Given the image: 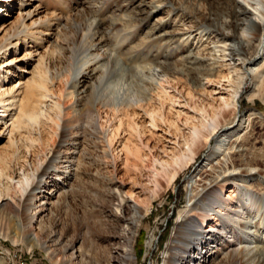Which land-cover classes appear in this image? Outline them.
Returning a JSON list of instances; mask_svg holds the SVG:
<instances>
[{"label": "rangeland", "instance_id": "obj_1", "mask_svg": "<svg viewBox=\"0 0 264 264\" xmlns=\"http://www.w3.org/2000/svg\"><path fill=\"white\" fill-rule=\"evenodd\" d=\"M11 4L1 17L9 27H6L4 34H0V44L11 42L5 59L13 62L11 74L5 80L0 79L2 88H8L17 78L23 80L29 77L30 89L40 88V81L56 98L68 94L61 103L64 106L74 103L72 111L77 112L78 124L71 129L72 138L65 143L61 157H67L65 151L71 148L74 138V145L78 147L73 155L77 156L81 150L85 166L80 169L81 182L75 188L76 194L68 198L69 206L62 207L54 216L61 221L59 228L66 230L67 242L72 238L78 239L77 246L82 244L85 254L83 264L96 263L94 258L100 254L97 249H102L101 246L108 243L106 227L114 223L109 216L114 205L107 192L113 179V188L118 186L124 194L132 195V199L145 210V216L135 233L136 264H163L165 258L172 256L178 239L182 237V230L175 231V224L190 204V190L193 193L206 187L215 173L207 166L190 180L194 169L204 159L206 150L201 146L195 161L189 166L183 161H175L184 145V136L180 135L181 147L171 148L172 144L166 141L169 138L168 124L159 119L157 129L147 127L140 138H131L129 145L133 152L138 150V156L136 158L132 152H128L126 160L125 151L120 150L118 142L123 139V132L111 142L110 137L104 134L117 125L112 107L104 104L111 101L114 89L120 87L129 88L140 96L141 90L132 81L141 77L145 79L144 86L149 95L154 98L153 107L158 108L159 99L163 98H159L157 87L166 86V91L176 98L181 93L178 102L184 105V98H187L189 105L196 109L198 120L192 123L198 126L206 124L210 117H214L220 104V100L212 99L216 94L211 95L209 90L213 87L219 89L221 85L228 88L229 84L223 76L231 71V79L238 85L240 80L235 78L236 74L239 77V70H235L239 67L236 58L253 54L250 49L239 55L236 51L239 37H244L242 42L246 38L244 26H235L233 11L236 8L233 10L232 1L15 0ZM229 53H233V65H216L223 54L229 59ZM27 54L31 57L25 59ZM0 61H3L2 57ZM163 67L169 72L172 84H162L159 77L152 76L153 69ZM30 69L33 73L29 76L24 71ZM77 75L79 85L75 86L76 94L72 97L73 81ZM252 89L251 84L247 83L243 90L250 94ZM75 95L78 97L76 102ZM262 97L248 99L243 94L237 108L241 115L249 111L253 113L248 130L249 142L244 152L246 159L256 162L260 168L259 174L264 177ZM144 107L148 110L151 108L150 105ZM171 108L168 102L164 103L162 113L166 118L182 124L183 117L176 118L175 110ZM227 110L220 118L222 125L233 119V110ZM57 113V108L53 107L48 115L55 117ZM95 116L104 133H98L93 128L90 117ZM43 129L41 124H30V128L22 131V137L9 151L12 158L16 155L20 160L26 159L24 163L27 164L26 168L29 167V177L56 144V125L53 124L47 134ZM182 133L187 136L185 132ZM6 140L5 131L0 136V144ZM234 158L238 164V155ZM93 159L97 161L91 163ZM15 162H12L14 171ZM65 183L57 179L52 189L58 194L60 187L65 188ZM250 183L255 189L264 191V181L259 177L251 179ZM5 187V180L0 177V193L6 192ZM233 188L232 184L221 185L224 195H228ZM44 191L46 193L48 189ZM14 194L17 204L20 202L19 192ZM34 203L38 204L39 200L35 199ZM190 213L198 211L193 209ZM11 214L0 205V259L6 264H55L54 258L42 244L50 234L51 219L44 217V233L41 240L35 242L27 237L30 230L22 220L23 215L15 217Z\"/></svg>", "mask_w": 264, "mask_h": 264}, {"label": "bare ground", "instance_id": "obj_2", "mask_svg": "<svg viewBox=\"0 0 264 264\" xmlns=\"http://www.w3.org/2000/svg\"><path fill=\"white\" fill-rule=\"evenodd\" d=\"M14 1L0 0V34L2 32L4 34L8 26L1 18L2 14ZM231 1L234 5L233 10L237 9L233 11L236 20L235 26L239 24L244 26L246 38L245 42H242L241 39L244 37H239L236 51L239 55L242 51L250 49L253 54L246 58L245 56L236 58L239 67L235 70H239V77L238 74L234 75L236 79L240 80L238 85L231 79L233 75L231 71L229 75L223 76L229 84L228 88L225 87L226 85H221L219 89L213 87L209 90L211 95L216 94V97L212 99L220 100V104L215 110L214 117H210L206 124L198 126L192 123V121L198 120L196 109L194 110L189 105L187 98H184V105L178 102L179 97H182L181 93L176 91L179 95L176 98L175 95L166 91V86L159 85L157 87L159 98L163 97L159 101H163V103L159 102L158 108L153 107L154 98L149 95L147 87L144 86L145 79L141 77L132 81L141 90L140 96L131 92L129 88L120 87L114 89L111 101L104 104V106L112 107L113 114L117 118L115 128L104 133L102 125L97 121L98 118L90 117L94 124L93 128L98 133H104L105 136L110 137L109 142L123 132V139L117 141L121 145L120 150L125 151L124 158L126 160L128 152H132L136 158L138 156V150L133 152L129 145L131 138L133 136L140 138L147 127L151 130L157 129L159 127L157 119L168 124L169 138H166V141L172 144L171 148L181 147L180 135L184 136V145L181 147L180 155L174 158L175 161H183L187 163L186 166H189L195 161L201 148L206 150L204 159L196 166L190 180H193L207 166L215 175L203 189L195 190L196 192L193 193V190H190V204L179 215L175 224V231L182 230V237L178 239L175 251H171L172 256L165 258L163 264H242V261L244 264H264V235L262 234L264 232V191L255 189L250 183L251 179L255 177L264 181V177L259 174L260 168L256 162L253 159H246L244 152L247 149L246 144L249 142L248 130L253 113L249 111L244 116L237 108L243 94L248 99H252L254 96H263L262 98H264V0H242L245 3H241L239 0ZM4 16L7 15L4 14ZM238 20L241 23H237ZM10 45L9 41L0 44V58H3V61H0V79L3 80L7 79V75L12 72L10 66L13 62L5 59ZM226 56L223 54L216 65L221 67L233 65L231 62L233 53L228 54L229 59H226ZM30 57L27 54L25 59ZM24 72L29 76L33 73L31 69ZM153 72L152 76L159 77L162 84L163 82L173 83L165 67L153 69ZM29 79V77L23 80L17 78L8 88H2L0 84V136L5 131L7 135V140L0 144V177L5 180L7 185L4 188L6 192L0 193V205L7 208L15 217H18L19 214L23 215L22 220L30 230L27 237L35 242H39L41 234L44 233L42 229L44 217L50 218V234L42 244L48 254L54 258L55 264H83L85 254L82 244L77 246L78 239L76 238L67 242L66 230L62 227L59 228L61 221L57 216L54 217L56 211L59 212L62 207L69 206L68 198L76 194L75 188L81 182L80 169L85 166L81 150L78 151L77 156L73 155L78 147L74 145V138L71 148L65 151L67 157H61L64 154L65 143L69 138H72L71 129L74 124H78L77 112L75 113L76 110L72 111L74 103L65 106L61 103L68 94L65 93L66 96L62 94L56 98V95L40 81L38 83L41 84L40 88L30 89ZM73 83L72 97L76 94L75 86L79 85L78 75L74 78ZM206 83L210 85V83ZM247 83H250L253 88V92L250 94L243 90ZM77 100L76 96L74 102ZM166 102L170 104L172 111L175 110L176 118L183 117L182 124H178L177 121H173L169 117L166 118L165 113H162ZM145 105H150L151 108L148 110L144 107ZM176 106H179V109H176ZM53 107L58 110L55 117L48 115L49 109ZM229 108L233 110V119L222 125L220 118ZM131 109L132 112H130ZM68 110L70 112H67ZM32 123L41 124L46 134L51 131L53 124L56 125L54 130L56 144L47 153L40 166L36 170H32L29 177V167L26 168L27 164L24 163L26 159L20 160V157H15L16 155L12 158L9 151L22 137V131L30 128ZM171 129L174 131L172 132ZM182 132H185L187 136L185 137ZM235 155H238L240 159L238 164L234 161L236 160ZM13 160H16L14 166L16 171H14L15 168H12ZM96 161L93 159L91 163ZM56 178L60 179L61 183L66 182L65 188L60 187L61 190L58 194L55 189H52L55 186ZM110 181L107 192L114 207L111 208L109 216L114 223L106 227L108 243L102 245V249L98 246L100 250L97 249V252L99 251L98 254H100L94 255L96 257L94 258L95 264H136L135 233L145 216V210L132 199V195L124 194L118 186L113 188L111 186L115 185L113 179ZM227 183L232 184L234 188L228 195H224L221 185ZM45 189H48L46 193ZM16 191L19 192L20 197V202L17 204H15L14 197ZM45 194H50V196ZM35 199L39 200L36 205ZM193 209L198 213H190ZM19 222L21 223V220ZM0 264L6 263L0 259Z\"/></svg>", "mask_w": 264, "mask_h": 264}]
</instances>
